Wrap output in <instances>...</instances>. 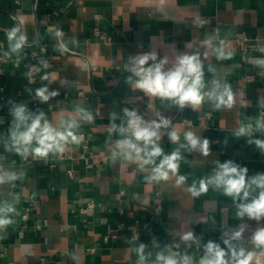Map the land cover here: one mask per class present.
I'll list each match as a JSON object with an SVG mask.
<instances>
[{
	"label": "crops",
	"instance_id": "1",
	"mask_svg": "<svg viewBox=\"0 0 264 264\" xmlns=\"http://www.w3.org/2000/svg\"><path fill=\"white\" fill-rule=\"evenodd\" d=\"M95 27L110 40L98 41ZM13 28L27 37L21 57L38 43L47 48L43 74L32 87L24 69L9 61L16 58L7 39ZM57 31L62 35L57 37ZM239 32L247 38L236 40ZM207 39L216 46L223 41L231 57L204 59ZM149 51L170 61L183 52H199L204 91L214 79L228 83L232 107L217 109L205 100L178 109L168 100L134 89L128 82L129 57ZM262 58L264 0H0V169L18 176L0 184V204L15 209L8 214L12 223L0 228V264H136L133 249L140 243L152 254L148 264L166 246L198 264L209 240L223 246L222 233L238 227L245 231L236 243L246 255L251 253L249 264H264V246L251 242L264 219L238 218V201L222 190L209 187L199 197L188 191L194 181L198 187L200 179L212 174L217 160L247 167L249 176L264 172V154L247 144L248 137L235 136L242 123L255 125L256 118L264 116L259 103L264 99V69L256 65ZM210 64L215 73L209 71ZM44 86L59 95L33 106L31 95ZM13 102L44 111L53 127L76 119L80 126L75 132L86 135L90 153L70 140L65 158L48 167L7 150ZM125 107L145 120L171 119L166 132L176 131L180 140L173 144L165 133L161 141L165 154L186 143L184 133L192 131L210 141V155L182 149L178 173H170L166 181L148 180L151 166L140 170L137 161L112 158L115 142L124 137L111 131L110 114L122 118ZM78 108L90 112L93 120H81ZM114 122L120 125L121 119ZM252 138L264 139V133ZM179 175L187 179L177 185ZM89 203L92 208L84 212ZM187 231H193L197 240L182 242Z\"/></svg>",
	"mask_w": 264,
	"mask_h": 264
},
{
	"label": "clouds",
	"instance_id": "2",
	"mask_svg": "<svg viewBox=\"0 0 264 264\" xmlns=\"http://www.w3.org/2000/svg\"><path fill=\"white\" fill-rule=\"evenodd\" d=\"M19 29L13 28L7 33L10 53L16 55L17 61L21 52L27 44V37L18 34ZM62 33L57 31L56 36ZM209 51L204 53V59L215 56L216 59H227L231 57L226 52L223 41L219 46L213 44L212 39L204 41ZM130 63L126 65L131 75L128 82L134 89H139L146 95L159 97L161 100H168L178 109L186 106H198L205 100L211 102L215 108H231L233 105V93L231 86L214 79L212 87L204 91V62L199 52L188 54L180 53L174 60L167 57L158 58L156 51L139 53L129 57ZM151 62V63H149ZM170 65V66H169ZM256 65L264 69V58L257 59ZM209 71L215 73V68L210 64ZM132 77H135L133 82ZM46 78V77H45ZM35 98L41 103L48 102L51 98L59 95L56 90L49 91L47 86L35 89ZM264 107V99L259 101ZM81 113L80 119L91 122L93 116L86 109L78 108ZM12 117L8 130V140L5 147L9 151H15L22 156L32 155L33 157H46L49 153L63 151L62 142L68 140L78 142L75 130L79 128L76 119L61 121L56 127L46 117L44 111L34 112L29 110L24 103H12L9 109ZM122 118L115 112L110 114L111 131L118 132L123 139L115 142V150L112 152L113 160L123 158L128 161H137L140 170L145 166H151V174L147 177L150 181H166L169 174L178 173L180 161L184 159L181 150L187 152L198 151L203 156L210 155V141L207 138L197 136L192 131L184 133L186 143L179 144L170 154H165L161 147V141L165 133L168 139L177 144L180 136L176 131H167L172 124L171 119L160 116L158 120H145L135 109L127 107L122 109ZM121 119V124L114 121ZM264 133V116L252 123L241 124L235 131L236 137H248L247 144L255 147L264 154V139L255 138V133ZM159 158V162H157ZM216 167L211 175L202 178L197 183L194 181L188 191L193 197H199L206 193L209 187L214 190H222L225 196L231 197L236 204L237 217L257 222L264 219V172L255 175H248V168L240 166L232 160L224 162L215 161ZM18 176L14 172H7L0 169V184L7 181H14ZM187 177L177 176L176 184L180 185ZM253 193H256L253 195ZM15 211L11 204H0V228L12 223L8 214ZM201 222L207 223L206 220ZM243 227L222 233V243L209 240L204 245V255L199 259L198 264H249L251 253L245 254L243 247L236 242L240 241ZM136 237H133L134 241ZM180 240L184 243L196 241L197 237L193 231L185 232ZM251 242L256 246H264V227H258L251 236ZM158 246V245H157ZM179 247V245H177ZM147 245L140 243L133 249L138 259L136 264H148L151 253L145 252ZM153 264H194L193 258L187 254L181 255L166 246V250L158 251L155 254Z\"/></svg>",
	"mask_w": 264,
	"mask_h": 264
},
{
	"label": "built area",
	"instance_id": "3",
	"mask_svg": "<svg viewBox=\"0 0 264 264\" xmlns=\"http://www.w3.org/2000/svg\"><path fill=\"white\" fill-rule=\"evenodd\" d=\"M93 34L98 41L108 42L110 40V36L106 32L98 29L97 27L93 29ZM246 38L247 37L243 32H239L235 35V39L238 41L245 40ZM46 54H47L46 46L43 43H38L36 49H33L30 52L26 51L22 55V58L19 61H17V58H9V61L14 66H20L22 69H24L28 86L32 87L33 85H35V83L39 80V78L43 74L44 71L43 64L46 61V57H47ZM17 94H21V90H18ZM31 98L33 100L32 105L37 106L38 99L35 98V95H31ZM184 121L186 123H190L189 120H184ZM76 135L78 137V142H75V144L79 146L84 152H89V145L86 135H84L83 133H76ZM70 140L71 139L69 138L68 140L62 142L63 151L56 152L53 157H49V156L33 157L32 155H28L26 157L23 156V159L24 161H28V160L43 161L44 165L48 167H53L55 166L57 161H60L65 158V150ZM92 206L93 203H89L87 207L83 209V211L88 212L92 208ZM23 216L25 217V215ZM134 233H135L134 236H136L137 233L136 232ZM87 250L92 251L93 248H88Z\"/></svg>",
	"mask_w": 264,
	"mask_h": 264
}]
</instances>
